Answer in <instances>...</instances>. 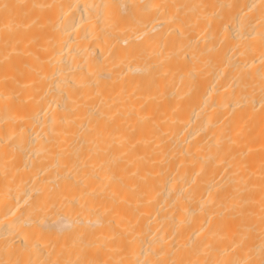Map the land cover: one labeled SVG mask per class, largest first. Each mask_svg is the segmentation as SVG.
<instances>
[{
    "label": "bare ground",
    "instance_id": "1",
    "mask_svg": "<svg viewBox=\"0 0 264 264\" xmlns=\"http://www.w3.org/2000/svg\"><path fill=\"white\" fill-rule=\"evenodd\" d=\"M0 264H230L264 248V0H0Z\"/></svg>",
    "mask_w": 264,
    "mask_h": 264
},
{
    "label": "snow or ice",
    "instance_id": "2",
    "mask_svg": "<svg viewBox=\"0 0 264 264\" xmlns=\"http://www.w3.org/2000/svg\"><path fill=\"white\" fill-rule=\"evenodd\" d=\"M0 6H2L4 9H7L9 7V5H7L6 3L2 4ZM77 264H88V262L87 261H78ZM230 264H264V248H262L261 256L258 260L248 259L245 261H233V262H230Z\"/></svg>",
    "mask_w": 264,
    "mask_h": 264
}]
</instances>
